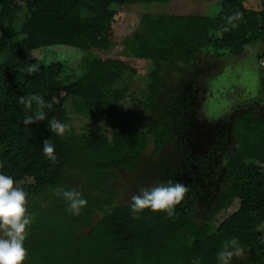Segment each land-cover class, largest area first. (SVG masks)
Here are the masks:
<instances>
[{
    "label": "trees",
    "instance_id": "trees-1",
    "mask_svg": "<svg viewBox=\"0 0 264 264\" xmlns=\"http://www.w3.org/2000/svg\"><path fill=\"white\" fill-rule=\"evenodd\" d=\"M208 1H221L225 11L252 21L249 26L254 30L245 37L246 23L230 25L227 17L215 21L191 16H142L147 26L145 50L152 63L143 95L144 109L158 95L164 64L195 61L207 48L218 57L229 53L235 59L246 52L255 53L257 64L264 48V11L256 21L255 12L245 15L246 0ZM134 2L167 0H0V49L4 48V53L0 52V172L11 175L16 186L27 193L26 207L34 216L24 242V264H217V252L231 238L255 253L256 264H264V240L255 231L264 221V115L253 118L244 112L233 121V144L221 156L226 176L214 211L228 209L235 199L239 207L215 232L190 219L194 202L188 192L172 216L147 209L134 213L130 205L116 206L89 233L79 235L77 232L88 224L92 208L108 201L82 190L87 205L73 216L66 211L65 201L55 197V189L63 186L69 172L81 178L87 188L97 189L110 172L132 169L147 146V135L126 125L111 137L89 132L77 143L67 145L64 134L52 130L56 121L65 120V100L81 95L89 112L99 106L89 93L96 92L95 81L82 75L44 95L53 107L44 110V120L24 125L27 117L18 115L15 93L23 87V81L45 75L41 67L29 72V66L35 64L29 54L43 47H103L104 35L114 18L105 7ZM20 10L24 15L19 21ZM258 76L264 85V78L260 73ZM96 93L101 99V92ZM149 132L155 151L173 140L171 130L159 122H152ZM45 140L55 146V162L41 152Z\"/></svg>",
    "mask_w": 264,
    "mask_h": 264
},
{
    "label": "rangeland",
    "instance_id": "rangeland-1",
    "mask_svg": "<svg viewBox=\"0 0 264 264\" xmlns=\"http://www.w3.org/2000/svg\"><path fill=\"white\" fill-rule=\"evenodd\" d=\"M244 8L245 15L248 11L255 12L257 21L264 11V1L246 0ZM105 10L112 11L114 18L104 35L103 47H43L29 54V59L41 67L45 75L38 80L22 82L23 87L15 93V109L18 115L36 120L40 112L36 101L27 107L20 97H43L75 82L82 75L95 81V91L102 95L100 99L98 93L89 92L99 103L93 112H89L81 95L65 100L63 122L69 126L64 133L67 145L77 143L89 132L111 137L113 132L126 125L147 135V146L134 167L110 172L97 189L88 187V190L81 178L68 173L63 188H75L80 192L86 189L101 201H108L92 208L88 224L77 232L78 235L89 233L112 207L130 205L131 197L141 188L169 181H179L188 187L187 192L194 202L190 213L193 223L206 224L210 232H215L239 207V200L235 199L228 209L214 211L217 194L226 176L221 156L233 144L232 124L237 116L244 112L253 118L264 115V85L257 73L246 77L245 73L236 72L237 59L231 58L229 53L218 57L207 48L199 52L195 61L178 62L174 66L164 64L158 95L148 109H144L143 95L152 63L145 50L147 26L142 16H191L215 21L227 17L230 25L246 23L245 37L254 30L249 26L252 21L246 22L233 11H225L221 1L208 0L110 4ZM23 15L24 11L20 10L19 21ZM0 52L3 54L4 48ZM152 122L167 126L173 136V140L158 151L154 149L149 132ZM255 231L264 240V221ZM233 264H256L255 253L244 249V254L234 258Z\"/></svg>",
    "mask_w": 264,
    "mask_h": 264
},
{
    "label": "clouds",
    "instance_id": "clouds-1",
    "mask_svg": "<svg viewBox=\"0 0 264 264\" xmlns=\"http://www.w3.org/2000/svg\"><path fill=\"white\" fill-rule=\"evenodd\" d=\"M39 67L34 64L29 66V72L34 73ZM22 103L31 107L32 101H36L40 109L36 120H44L45 109H51V103L46 102L41 96L20 97ZM35 121L28 117L23 121L24 125H31ZM68 125L61 121H56L52 127L57 135H63L68 129ZM44 156L51 162H55V146L45 140L42 151ZM188 187L179 181H169L158 183L152 187L141 188L139 192L131 197L130 208L134 213L144 210L151 212H163L168 216L174 215L175 208L184 199ZM54 194L62 198L66 203V211L78 216L81 210L87 205V200L82 193L75 188L65 189L58 187ZM27 193L16 186L11 175L0 172V264H24L27 256V249L24 242L30 234L34 216L26 207ZM244 254L243 247L236 238L227 240L222 249L217 252V264H233L234 258H239Z\"/></svg>",
    "mask_w": 264,
    "mask_h": 264
},
{
    "label": "flooded vegetation",
    "instance_id": "flooded-vegetation-1",
    "mask_svg": "<svg viewBox=\"0 0 264 264\" xmlns=\"http://www.w3.org/2000/svg\"><path fill=\"white\" fill-rule=\"evenodd\" d=\"M255 53H246L243 56H241L239 59L236 60L235 66H236V72L241 73L248 76H252V73H257L256 76L259 74L257 68H256V58ZM234 66V67H235ZM240 81V78H239ZM226 93V92H225Z\"/></svg>",
    "mask_w": 264,
    "mask_h": 264
},
{
    "label": "built area",
    "instance_id": "built-area-1",
    "mask_svg": "<svg viewBox=\"0 0 264 264\" xmlns=\"http://www.w3.org/2000/svg\"><path fill=\"white\" fill-rule=\"evenodd\" d=\"M256 67H257L258 72L264 78V48L261 50L260 57L257 60Z\"/></svg>",
    "mask_w": 264,
    "mask_h": 264
}]
</instances>
